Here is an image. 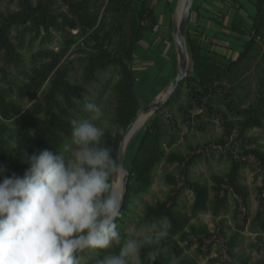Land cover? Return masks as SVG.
<instances>
[{"label": "trees", "instance_id": "obj_1", "mask_svg": "<svg viewBox=\"0 0 264 264\" xmlns=\"http://www.w3.org/2000/svg\"><path fill=\"white\" fill-rule=\"evenodd\" d=\"M8 1L17 8L0 10V166L6 169L4 175H24L29 167L23 162L24 153L31 156L43 150L54 154H58L57 150L65 151L71 143V121L87 117L84 110L87 103H103L107 92L105 75L112 77L113 82L111 99L103 105L107 114L104 118L122 131L115 137L106 135L104 144L116 159L121 136L143 105L133 62L145 34L159 25L155 0ZM173 3H170L171 14L176 11ZM205 3H211L217 12L205 17L202 13ZM249 4L252 10L248 9ZM225 5L234 12L228 24ZM194 16L204 20L206 25L213 22L218 29L212 36L202 29H194L191 26ZM16 29L21 30L18 43L13 35ZM54 31L61 33L64 39L60 51H42L41 55L49 57L50 61L33 68L15 89L9 70L23 65L21 48L27 34L50 41ZM231 34L246 39L236 59L218 50H230L232 42L222 36ZM171 38L174 40L173 22ZM187 45L194 60L193 75L181 81L174 95L149 117L126 150L124 165L130 170L129 185L116 221L118 230L122 238L136 237L125 229L132 206L151 192L157 169L165 162L178 167L177 171L165 172L160 178L170 186V191L164 199L146 205L136 226L137 229L142 224L156 226L167 220L169 229L159 244L145 245L141 249V264H173V261L174 264L177 261L201 264L186 254V250L194 246L196 253L208 260L207 264H264L262 237L256 238L253 244L261 256L257 261L252 262L236 252L249 227L264 231V148L256 137L249 135L255 128L264 130V0H196ZM69 53L83 63L81 81L73 79V61L63 62ZM255 65L261 73L257 88L247 90V78ZM95 84H100L101 89L98 96L92 98L89 87ZM15 93L18 98L13 96ZM24 100L33 104L26 109ZM174 109L180 112L190 130L205 131L218 123L222 134L203 144L188 143L187 151L174 148L182 138ZM215 150H219L230 165L226 172L211 176L213 185L210 186L194 179L192 168ZM246 168L253 169L261 178L255 213L251 190L242 181ZM186 189L194 193L191 213L181 208ZM231 198L235 204L236 228L229 234L223 213ZM206 214L212 215L214 229L203 221H193ZM105 251L118 252L119 245Z\"/></svg>", "mask_w": 264, "mask_h": 264}, {"label": "clouds", "instance_id": "obj_2", "mask_svg": "<svg viewBox=\"0 0 264 264\" xmlns=\"http://www.w3.org/2000/svg\"><path fill=\"white\" fill-rule=\"evenodd\" d=\"M84 110L86 118L71 121L65 151L24 153L29 167L22 177L4 175L0 166V264H87L90 257H99L94 264H141V249L165 237L142 224L138 238H122L116 223L122 199L111 185L121 168L104 144L122 129L98 104ZM116 245L118 252L105 251Z\"/></svg>", "mask_w": 264, "mask_h": 264}, {"label": "rangeland", "instance_id": "obj_3", "mask_svg": "<svg viewBox=\"0 0 264 264\" xmlns=\"http://www.w3.org/2000/svg\"><path fill=\"white\" fill-rule=\"evenodd\" d=\"M180 0H174L173 3L176 6L179 4ZM169 6V5H168ZM223 6V5H222ZM226 6V7H225ZM224 13L226 14V23L228 24L234 14L233 11H230L228 6L225 5ZM249 10H252L253 7L249 4L247 5ZM17 8L16 4H10L8 0H0V10H15ZM209 9V10H208ZM211 3H205V6L202 7V13L207 16V14L212 15V13H216L217 10H212ZM167 11V14H170V6L167 9L158 10L159 14H164ZM232 12V14H231ZM176 14H174V18ZM245 15V14H243ZM160 16V15H159ZM164 15H161L162 18ZM246 16V15H245ZM202 19L194 16L191 26L194 29H202L207 35H213L218 28L213 22H207ZM205 27V28H204ZM164 27L160 26L159 29L148 32L145 34V38L139 44L138 49L134 55V70L138 77V92L140 95L141 103L150 104L154 101L159 94L167 87L170 82V79L176 76L179 69V59L178 52L176 50L175 44L172 41L170 30H164ZM21 30H14L13 35L15 40L18 43L17 36H20ZM222 38L226 40H230L232 42L230 46V50L218 48V50L228 57L236 59L240 52L243 50L244 43L246 41L245 38H240L237 34H231L222 36ZM147 39L149 42H146ZM63 36L61 33L54 31L53 39L50 41H45V39L40 36L39 38H34L33 34H27L24 41L22 42L21 52L24 57V63L20 68H10V79L12 84L16 89V85H19L23 82L24 79H27L26 76L28 73H32L33 68L41 66L43 63H47L50 61L49 57L45 55H41L42 51L46 50H54L56 53L60 51L61 46L63 45ZM148 43V44H147ZM222 44V43H221ZM226 45V44H222ZM147 58V59H146ZM73 61V66L75 69L72 72L73 79L81 81L83 63L81 59H78L77 56H72L69 53L63 62ZM259 66H254L252 72L249 74L250 77L247 78V90H256L257 88V79L261 75L259 71ZM106 87L104 90L107 92L104 95V99H102L103 103H98L104 112V116H107L104 111L103 105H105L112 96V82L113 79L109 75H105ZM101 89L100 84H95L89 87L90 97L96 98ZM15 98H18V95L15 93L13 95ZM252 97L249 99L252 100ZM26 109L30 107L33 102H29L28 100H24L22 102ZM178 118L179 125L182 128L181 134L182 138L179 143L175 144L174 148H180L183 151H187L188 143H205L208 140L215 139L222 134V127L216 123L207 127L205 131L192 129L190 130L182 120V115L177 109H174ZM111 115V114H110ZM249 135H252L258 139V143H260L264 148V130L260 128H255L249 132ZM187 136V137H186ZM126 154V152H125ZM125 157V156H124ZM228 159L221 154L219 150H215L213 154L208 155V157L203 158L192 168V177L194 179L201 180L203 182H207L210 186L213 185L211 176L214 173H224L229 168ZM177 165L162 163L157 169V178L156 183L153 185L151 192L145 194L141 197V199H137L135 204L132 206L133 212L130 213V217L125 225V229L127 232L133 233L137 237V226L136 223L139 219V216L143 214L145 207L148 203H154L159 199H164L168 192L170 191V186L162 183L160 181L161 176L168 171H177ZM243 183L248 185L251 194H252V205L253 212L255 213L258 207V188L261 185V178L257 175V173L251 169L246 168L243 170ZM113 186V185H112ZM194 202V193L190 189H186L182 199H181V208L182 210L191 213V207ZM234 200L231 198L228 209L223 213V216L226 217L228 228L227 231L229 234H232L235 230V219H234ZM194 222L203 221L207 223L211 229L215 228V223L212 219L211 214L200 215L199 217L193 220ZM157 230H162L165 233L168 232L169 222L167 220L161 221L156 225ZM258 237H262L264 240V231L261 229H256L253 227H249L244 233L243 237L240 240L239 246L236 248V252L238 255L250 258L252 262L257 261L261 256L259 251L253 246L255 239ZM186 245V243L184 244ZM186 254L196 258L201 264H207L208 260L196 253V246L187 249ZM216 253L213 252V256ZM95 257H90L87 261V264H94ZM175 264H179L177 261Z\"/></svg>", "mask_w": 264, "mask_h": 264}, {"label": "water", "instance_id": "obj_4", "mask_svg": "<svg viewBox=\"0 0 264 264\" xmlns=\"http://www.w3.org/2000/svg\"><path fill=\"white\" fill-rule=\"evenodd\" d=\"M195 2L196 0H184L181 16L178 19L174 18L173 20L174 40L176 43L178 59H179V69L176 77L169 83V85L159 94V96L152 103H150L149 105L143 103L136 117L133 119L131 124L128 126V128L121 136L116 159H117V163L120 165L121 171L123 170L125 173L121 183L122 193L120 199H122V207L125 202L126 194L128 191V185H129L130 170L124 165V156L126 152V148H125L126 137L130 129L132 128L135 120L138 118V116L141 113L146 112L154 115L156 111L160 109L174 95L181 81L192 76L194 73L195 70L194 60L192 54L188 50L187 34H188V27L191 20L192 11ZM179 6H180V1L177 10ZM189 61H191V63H189ZM115 177H113V180Z\"/></svg>", "mask_w": 264, "mask_h": 264}, {"label": "bare ground", "instance_id": "obj_5", "mask_svg": "<svg viewBox=\"0 0 264 264\" xmlns=\"http://www.w3.org/2000/svg\"><path fill=\"white\" fill-rule=\"evenodd\" d=\"M183 4H184V0H180V6H179V8L176 12V15H175L176 19H178L181 16V13L183 10ZM189 60H190V58H189ZM189 63H191V61H189ZM151 115L152 114L143 112L135 120L132 128L130 129V131L126 137V143H125L126 150L128 148V145H129L131 139H133L135 134L143 127V125L146 123V121L149 119V117ZM124 174L125 173L122 170L121 173L119 175H117L113 180L112 192L117 198H121V193H122L121 183H122V178H123Z\"/></svg>", "mask_w": 264, "mask_h": 264}, {"label": "crops", "instance_id": "obj_6", "mask_svg": "<svg viewBox=\"0 0 264 264\" xmlns=\"http://www.w3.org/2000/svg\"><path fill=\"white\" fill-rule=\"evenodd\" d=\"M174 1V0H155L154 1V5H155V8L157 9V11L160 9V10H164V9H167V7L170 6V3ZM169 5V6H168ZM217 5H221L220 3H218ZM205 6V5H204ZM222 6V5H221ZM178 7V6H177ZM212 7V6H211ZM226 7V6H225ZM209 10V9H208ZM214 10V8L212 9ZM216 10V8H215ZM231 11V9H229ZM233 11V10H232ZM170 12H171V9H170ZM174 14H176V11L173 13V14H167V11L164 12V14H159L158 12V16L160 15H164L162 18H160L159 16V25L158 27L156 28L159 29L160 26L164 27L163 29L164 30H170V34H171V23L173 22L174 20ZM232 14V12H231ZM209 15V14H208ZM210 22V21H209ZM208 25V24H207ZM218 29V28H217ZM155 31V30H154ZM173 36H174V31H173ZM173 43L175 44V47H176V43H175V40H172ZM146 42H149V40L147 39ZM148 44V43H147ZM176 50H177V47H176ZM147 59V58H146Z\"/></svg>", "mask_w": 264, "mask_h": 264}, {"label": "built area", "instance_id": "obj_7", "mask_svg": "<svg viewBox=\"0 0 264 264\" xmlns=\"http://www.w3.org/2000/svg\"><path fill=\"white\" fill-rule=\"evenodd\" d=\"M75 34H77V31H74Z\"/></svg>", "mask_w": 264, "mask_h": 264}]
</instances>
